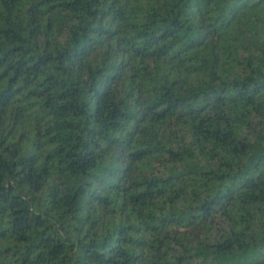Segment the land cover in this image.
Wrapping results in <instances>:
<instances>
[{
    "label": "trees",
    "instance_id": "1",
    "mask_svg": "<svg viewBox=\"0 0 264 264\" xmlns=\"http://www.w3.org/2000/svg\"><path fill=\"white\" fill-rule=\"evenodd\" d=\"M0 264H264V0H0Z\"/></svg>",
    "mask_w": 264,
    "mask_h": 264
}]
</instances>
